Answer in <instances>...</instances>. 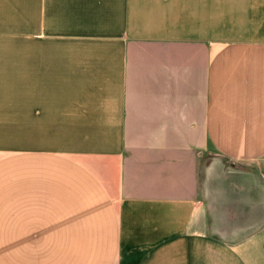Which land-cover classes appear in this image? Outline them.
I'll list each match as a JSON object with an SVG mask.
<instances>
[{
  "label": "crops",
  "instance_id": "0c3cea01",
  "mask_svg": "<svg viewBox=\"0 0 264 264\" xmlns=\"http://www.w3.org/2000/svg\"><path fill=\"white\" fill-rule=\"evenodd\" d=\"M0 264H264V0H0Z\"/></svg>",
  "mask_w": 264,
  "mask_h": 264
},
{
  "label": "rangeland",
  "instance_id": "374dc122",
  "mask_svg": "<svg viewBox=\"0 0 264 264\" xmlns=\"http://www.w3.org/2000/svg\"><path fill=\"white\" fill-rule=\"evenodd\" d=\"M213 158H215V156L212 154V159ZM218 160V158H216V159H213V162H215V161H217ZM218 161H221V160H218Z\"/></svg>",
  "mask_w": 264,
  "mask_h": 264
}]
</instances>
